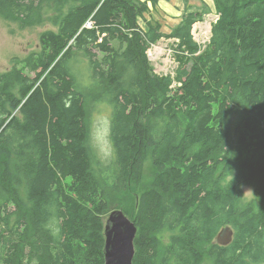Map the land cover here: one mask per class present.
Wrapping results in <instances>:
<instances>
[{
  "label": "trees",
  "instance_id": "trees-1",
  "mask_svg": "<svg viewBox=\"0 0 264 264\" xmlns=\"http://www.w3.org/2000/svg\"><path fill=\"white\" fill-rule=\"evenodd\" d=\"M159 1L0 0L22 26L46 8L55 26L0 73V264H105L110 198L141 181L148 158L135 214L119 206L138 228L133 264H264V0H184L170 33L141 23ZM212 12L201 50L193 27ZM163 37L190 54L175 75L148 58ZM101 103L107 160L92 137Z\"/></svg>",
  "mask_w": 264,
  "mask_h": 264
},
{
  "label": "rangeland",
  "instance_id": "rangeland-1",
  "mask_svg": "<svg viewBox=\"0 0 264 264\" xmlns=\"http://www.w3.org/2000/svg\"><path fill=\"white\" fill-rule=\"evenodd\" d=\"M193 2L195 0H192ZM209 6L214 8L213 0H204ZM160 0L156 5L150 3L149 10L142 15V23L154 22L161 26L162 30L169 32V25L175 22L178 15L171 14L169 10H173L179 14L182 6L178 5V0H171L169 3L160 5ZM163 3V2H162ZM179 7V9L177 8ZM181 9V10H180ZM213 18L216 14L211 13ZM51 13L46 8L42 11V17H35V22L31 25L22 26L19 20L11 18L7 14L0 13V73L9 70L13 66V59H24L33 52L40 50V36L43 32L55 29L53 22L50 20ZM206 19L197 22L194 31L197 42L201 50L206 47L211 35L213 19ZM208 20V21H207ZM207 21V22H205ZM205 22V23H204ZM190 55L187 52H182L174 42L173 39L163 37L157 43L153 44L148 50V58L151 61L155 71L161 75L173 74L179 66V59ZM89 82V81H88ZM92 137L93 145L96 152L101 158L107 160L113 156V144L110 139L111 127V108L101 103L92 114ZM143 167V177L140 182H133L127 192L117 194L112 199L110 198L113 206L119 208L123 204L126 211L133 216L135 211L133 205L136 199L139 198L143 190V185L151 180L154 165L150 158L145 159ZM255 188L252 185L243 186V203H247L255 198ZM122 207V209L124 208ZM174 231L169 228L163 229L158 236L163 246L170 244L171 237Z\"/></svg>",
  "mask_w": 264,
  "mask_h": 264
},
{
  "label": "water",
  "instance_id": "water-1",
  "mask_svg": "<svg viewBox=\"0 0 264 264\" xmlns=\"http://www.w3.org/2000/svg\"><path fill=\"white\" fill-rule=\"evenodd\" d=\"M137 232V225L122 208L113 209L106 218L105 264H133ZM233 236V229L225 227L217 236V242L227 245Z\"/></svg>",
  "mask_w": 264,
  "mask_h": 264
},
{
  "label": "crops",
  "instance_id": "crops-1",
  "mask_svg": "<svg viewBox=\"0 0 264 264\" xmlns=\"http://www.w3.org/2000/svg\"><path fill=\"white\" fill-rule=\"evenodd\" d=\"M161 1L163 2V3H162V2L160 3L161 7H162L164 4L169 3V1H167V0H161ZM178 1H180V2H178V5H181V6H182V10H183V11H180L179 14H177V13L174 12L173 10H169V9H168V11H169L171 14H173V15H178V16H177L178 18L176 19L175 22H173V23H171V25H169V26H170V27H169V32L163 30V32H165V33H170L171 30H172V28L175 27L177 24H179L180 21H181V18H182L183 12H184V10H185V1H184V0H178ZM213 3H214V0H213ZM177 8L179 9L178 6H177ZM214 8H215V5H214ZM180 10H181V9H180ZM142 21H143V20H141V23H142ZM142 25L145 27V26H146V23H145V24L142 23Z\"/></svg>",
  "mask_w": 264,
  "mask_h": 264
},
{
  "label": "built area",
  "instance_id": "built-area-1",
  "mask_svg": "<svg viewBox=\"0 0 264 264\" xmlns=\"http://www.w3.org/2000/svg\"><path fill=\"white\" fill-rule=\"evenodd\" d=\"M213 13V12H212ZM215 13V12H214ZM216 14V13H215ZM213 15H211V13L210 14H208L206 17H205V19L207 18V17H210L209 19H213V21L217 18V14H216V18H213L212 17ZM208 21V20H207ZM207 21H205V22H207ZM213 21H212V23H213ZM204 22V23H205ZM195 29H196V25H194V27H193V35H194V37H195V33H194V31H195ZM211 30H212V28H211ZM211 36V35H210ZM195 39H196V37H195ZM210 39V38H209ZM208 43V42H207Z\"/></svg>",
  "mask_w": 264,
  "mask_h": 264
},
{
  "label": "bare ground",
  "instance_id": "bare-ground-1",
  "mask_svg": "<svg viewBox=\"0 0 264 264\" xmlns=\"http://www.w3.org/2000/svg\"><path fill=\"white\" fill-rule=\"evenodd\" d=\"M206 53V52H205ZM105 103V102H104ZM117 193V192H116Z\"/></svg>",
  "mask_w": 264,
  "mask_h": 264
}]
</instances>
